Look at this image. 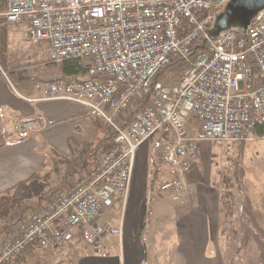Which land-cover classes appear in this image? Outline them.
I'll use <instances>...</instances> for the list:
<instances>
[{
  "label": "built area",
  "instance_id": "2783aa9c",
  "mask_svg": "<svg viewBox=\"0 0 264 264\" xmlns=\"http://www.w3.org/2000/svg\"><path fill=\"white\" fill-rule=\"evenodd\" d=\"M225 2L5 0L0 16L7 25L26 24L30 42H46L52 64L72 58L86 67L85 76L46 78L34 84V94L20 97L79 102L115 133L104 152L93 154L44 203L5 228L0 264H18L31 247L46 254L45 261L38 258L33 264H57L76 236L97 255L107 256L106 240L121 229L99 220L100 214L128 190L135 151L157 132L165 138L162 161L167 166L158 190L177 203L191 201L188 174L202 142L256 138L254 127L264 125V11L245 35L228 31L208 41L178 82L151 88L156 71L172 57H186ZM150 93V103L126 126L117 124L135 99ZM43 120L40 112L16 117L12 129L17 138H26ZM259 137L264 140V134Z\"/></svg>",
  "mask_w": 264,
  "mask_h": 264
},
{
  "label": "crops",
  "instance_id": "0c3cea01",
  "mask_svg": "<svg viewBox=\"0 0 264 264\" xmlns=\"http://www.w3.org/2000/svg\"><path fill=\"white\" fill-rule=\"evenodd\" d=\"M14 45L19 50L25 51L28 48L32 51L30 52L32 60L25 63L14 60L12 54ZM48 47L43 41L34 45L28 42L26 24L8 25L9 56L6 66L0 65V69L7 73V77H4L0 71V193L17 182L28 179L43 163H47L49 168L56 159L69 157L71 151L76 152L80 143L88 140L98 142L106 135L104 123L90 116L84 104L62 99L28 102L20 97L18 80L34 76L43 79L57 77L55 73L47 70ZM28 94L34 93L32 91ZM37 112L44 116L40 127L33 129L26 138H17L12 129L13 119ZM164 143V136L161 132H157L137 147L129 188L120 197L121 200L126 198L127 193L129 195L131 181L135 176H141L145 186L149 181L151 188L167 177V166L162 161ZM208 145V142H202L197 156L192 160L188 174L192 188L191 201L174 203L170 198L172 204L161 205L174 217L178 241L177 253L182 254L187 262L190 259L196 262L193 264H199L210 235L219 233L221 222L223 198L218 185L215 184V176L209 175L207 166L203 172L199 173L196 170L202 164L201 155L206 154V151L209 152ZM155 159L158 165L155 164ZM152 166L154 168L151 171ZM149 172L154 174L148 176ZM152 178H155L153 185L150 182ZM158 196L168 195L160 192ZM99 220L110 222L121 229L120 235L106 240L109 254L105 257L97 255L76 236L67 256L60 259L57 264H144L145 245L138 239V244L132 246L127 240L124 217L123 214L118 213V209L114 214L102 212ZM4 234L5 229L4 231L0 229V239ZM43 252L45 261V251L31 247L19 258L18 264H33L38 258L41 259ZM180 259L178 258V261Z\"/></svg>",
  "mask_w": 264,
  "mask_h": 264
},
{
  "label": "rangeland",
  "instance_id": "374dc122",
  "mask_svg": "<svg viewBox=\"0 0 264 264\" xmlns=\"http://www.w3.org/2000/svg\"><path fill=\"white\" fill-rule=\"evenodd\" d=\"M28 42L31 45L35 44L29 40ZM30 52L32 51L28 48L22 51L14 45L12 54L14 60L25 63L32 60ZM208 144L209 152L201 155L202 164L196 170L199 173L203 172L207 166L209 175L215 176V184L222 194L223 206L219 233L210 235L199 264H228L240 238L237 188L233 176H239L242 191L255 201L257 210L264 219V140L256 136L254 140H245L242 145L238 144V140L209 141ZM154 162L158 165L156 159ZM234 166L237 169L234 170ZM153 168L154 166L151 167V171ZM236 170L238 173L235 175ZM152 175L153 172L148 173V176ZM57 183L58 177L53 173L49 178V185L56 186ZM149 185V181L145 186L141 176H135L131 181L129 195L127 193L123 200L116 199L118 203L107 209L108 212L104 210V214L109 212L114 214L117 209L118 213L123 214L124 230L128 233L127 240L132 246L138 244V239L145 245L144 264H193L195 261L190 259L187 262L182 254L177 253L174 217L166 207L161 206L173 203L169 194L164 192L169 197L158 196L160 193L158 182L153 188ZM7 226V223L0 221L2 231ZM43 256L44 252L41 260ZM178 258L181 259L178 261ZM256 258L257 248L253 244L236 264H257Z\"/></svg>",
  "mask_w": 264,
  "mask_h": 264
},
{
  "label": "trees",
  "instance_id": "16d2710c",
  "mask_svg": "<svg viewBox=\"0 0 264 264\" xmlns=\"http://www.w3.org/2000/svg\"><path fill=\"white\" fill-rule=\"evenodd\" d=\"M5 5V0H0V8ZM186 29V24H184ZM182 31H179V35ZM202 39V36L194 43L192 50L186 57H172L168 62L161 66L153 75L151 88L154 84L160 82L166 86L179 81L183 73L191 66V63L202 49H195ZM8 60V25L3 16H0V65L5 67ZM28 64H25V66ZM47 70L55 73L57 77L63 79H74L79 75H86V67L80 59H64L59 66L52 64L49 60ZM43 80L39 76L33 78H23L18 80L19 92L28 94L33 91L34 84ZM151 93L134 100L128 110L123 111L116 119L118 125L124 127L130 118L144 104L150 103ZM106 135L103 139L96 141H84L78 145L76 152H70L69 157L56 159L55 163L49 168L47 163H43L41 167L28 179L22 180L14 184L11 188L0 193V221L12 225L21 220L29 212L35 210L40 204L54 192L58 187L62 186L66 179L72 175L78 174L89 163L93 154L104 152L110 145L114 130L110 125L104 123ZM254 133L257 137L264 134V125L256 124ZM245 143L244 139H239L238 144ZM237 169L234 166V170ZM58 177L56 186L49 185V178L52 174ZM238 173L236 170L235 175ZM154 174V172H153ZM239 176H234L236 185L238 215L240 226V238L236 249L231 254L228 264H236L244 253L253 246L257 248V264H264V222L263 216L259 214L255 201L247 196L241 189ZM151 185L155 183V178L151 179ZM147 213L145 212V215ZM35 248V247H34ZM36 253V252H35Z\"/></svg>",
  "mask_w": 264,
  "mask_h": 264
},
{
  "label": "water",
  "instance_id": "95a60500",
  "mask_svg": "<svg viewBox=\"0 0 264 264\" xmlns=\"http://www.w3.org/2000/svg\"><path fill=\"white\" fill-rule=\"evenodd\" d=\"M262 11L264 0H226L214 12L210 25L205 29V35L194 50L203 49L208 41L216 40L223 32L245 35L247 26L251 25Z\"/></svg>",
  "mask_w": 264,
  "mask_h": 264
},
{
  "label": "bare ground",
  "instance_id": "6f19581e",
  "mask_svg": "<svg viewBox=\"0 0 264 264\" xmlns=\"http://www.w3.org/2000/svg\"><path fill=\"white\" fill-rule=\"evenodd\" d=\"M5 20V19H4Z\"/></svg>",
  "mask_w": 264,
  "mask_h": 264
}]
</instances>
